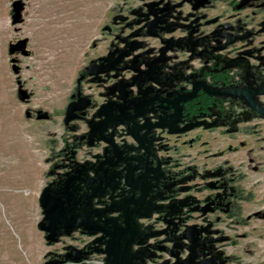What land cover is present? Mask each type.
<instances>
[{
	"label": "flooded vegetation",
	"instance_id": "af4514ba",
	"mask_svg": "<svg viewBox=\"0 0 264 264\" xmlns=\"http://www.w3.org/2000/svg\"><path fill=\"white\" fill-rule=\"evenodd\" d=\"M100 4H102L103 23L100 28L101 47L104 48V53L91 59L85 65L76 80L68 105L77 100V97L73 96L79 89L82 91V97L93 100L94 106H100L112 100L120 103L123 107L126 100V103H129L132 108H134V104H132L134 101L146 96L145 90L150 85H153L156 90H162L158 95L164 99L187 95L193 85L198 82H204L211 88L249 87L255 91L262 90L264 85V0H102ZM239 36H249V38L232 45L228 44ZM129 43H132L130 45L132 47L139 46L141 48L134 52L130 58H124L121 61L119 71L116 72L119 74L118 78H105L103 86L92 82L88 67L118 61L120 54L128 50ZM133 83L135 85H132ZM104 87L107 88L104 89ZM113 87L120 88V91L116 92V96L109 94ZM169 94L174 95L169 97ZM207 96L209 95L203 89H198L197 97L191 102L204 103ZM261 98L264 96L256 98L260 105H262ZM161 106L163 108H158L160 110L158 116L162 120H169L170 110L166 109L164 105ZM240 107L235 103H228L223 108L221 102H216L209 107L210 114L206 110H202L199 113L202 115L195 116L196 120L193 124L198 121H207L203 126H198V128L200 127L198 131H203L205 127H208V133L211 135L216 130L217 124L228 122L230 119L226 117H231L235 111H240ZM203 108L204 105L199 109ZM187 110L184 106L183 121L185 123L180 124V128H183L194 118ZM94 113L95 110L92 108L89 110L87 121H76L69 125L64 123L66 135L63 138V145L61 150L52 156L53 160L50 162L49 172L53 173V179L42 190L40 201L44 190L49 187L52 199L63 200L64 188L70 178L80 175L88 178L84 174V169L94 159L90 153H87L84 155V161H78L76 155L83 145H87L92 140L88 134L90 131L88 124L91 121H100L99 118L93 116ZM206 113L208 114L205 115ZM212 114L214 116L210 118ZM83 126H86L85 131H82ZM69 132H74V137ZM159 133L161 132L159 131ZM185 133L187 132L174 136ZM84 135L87 137L83 138ZM172 136L165 132L162 134L165 139L152 147L162 162L161 174L146 179L149 193L147 203L143 208L150 210L149 215L152 214V216L141 218L144 212L137 213V211L143 208H131V217L139 218L146 235L163 230L167 234L150 238L147 242H144L146 241L145 236L142 237L144 239L142 242V239L136 236L135 241L128 247L127 253H124L123 249L129 242V238H126L120 245L122 251L119 264H122L126 259L128 264L139 262V255L134 254L133 251L144 255L146 252L148 253V250L154 249L153 246L156 245L172 247L173 242L162 243L163 240L170 237L168 232L172 231L176 238L186 234L187 228H191L190 231L188 230L189 233L202 230V234L196 236L200 244L196 251L199 257L197 261L205 258L213 259V264H242L240 257L227 251L228 246L235 245V242L230 235L221 233L219 224L221 215L234 225L240 224L242 221L237 220L239 211L237 202L252 199V195L244 196L240 191L227 186L230 177L234 176V172H236L234 168L232 169V159H230L234 151L230 148L228 151L214 150L212 143L218 141V138H207L205 141L207 156H205V161L199 159L203 155L200 148L203 136L198 132V172L191 177L194 176L200 182H198L199 188H196L198 192L195 193L198 200L207 199L208 201L200 206L193 201H184L190 198L189 194H185L183 197L179 196L184 191V187L180 185L188 178L184 177L183 170L181 174L173 170L175 167L173 153L177 154L181 149L176 146L177 143L175 145L172 143L174 140ZM123 138L127 140L128 144L137 145L130 136ZM123 138L117 137V144ZM97 148H95L94 154L100 151ZM227 153L230 157H226ZM131 154H133V166L147 164L153 166L154 170L157 169V163L146 161L138 150L131 151ZM221 157L225 158V163H213L214 160ZM89 175L93 176L91 172ZM138 177L143 180V174ZM206 179L209 180L207 183L204 182ZM157 183L160 184L157 185ZM217 183L223 185V189L225 187L228 189L223 192L221 190L214 191L218 186ZM126 195L133 197L135 201H141L143 198L141 190H135ZM103 201H109L108 196L103 198ZM187 204H191L193 211L197 210L193 219L187 218L189 215L184 213V207ZM161 205H165L162 211L155 209ZM97 207L103 208V202ZM209 215H213L214 218L210 219ZM253 217L264 220V211L259 210L250 219ZM187 238L189 239L190 236ZM221 238H227V240L219 241ZM92 239V237L80 233L61 237L60 242H66L63 247L65 251L62 256L53 259V261L68 260L69 253L74 252V249L85 250L86 245ZM114 255L119 257L116 252ZM133 256H135L134 259L131 258ZM181 258L178 264H185L190 259L188 251L183 252ZM172 261L177 262L174 258ZM84 262L111 264L106 254L99 255L96 252L92 253L89 260ZM66 264H70V262L68 261Z\"/></svg>",
	"mask_w": 264,
	"mask_h": 264
},
{
	"label": "rangeland",
	"instance_id": "374dc122",
	"mask_svg": "<svg viewBox=\"0 0 264 264\" xmlns=\"http://www.w3.org/2000/svg\"><path fill=\"white\" fill-rule=\"evenodd\" d=\"M15 1L24 3L22 20L17 24L13 19ZM101 1H0V55L4 48V58L0 56V78L11 77L16 89L24 90L31 114L27 120L29 151L28 156L23 157L26 163L22 165L23 169L26 165L27 173L24 170L22 174L17 173L20 171L15 161L21 159L20 152L12 149L10 158L14 164L11 165V177L0 178V264H50L65 251L66 242H47L40 228L45 216L40 196L53 179V173L49 172L50 162L52 156L61 150L66 135L62 96L70 90L72 83H69L78 78L85 65L104 53L100 30L103 25ZM23 39L27 40V54L17 52L12 55L10 45ZM260 102L264 106V98ZM136 103L138 101L132 104ZM38 107L51 115L40 114L38 121L35 113ZM239 109L231 117L225 116L230 120L224 123H234V128L231 132L223 131L220 139L229 142L230 150L234 151L231 157L226 154L232 159L231 166L236 171L227 186L244 196L252 195V199L237 202L240 224L234 225L221 215L220 231L234 239L235 245L228 246L227 251L240 257L242 264H264V220L250 219L259 210L264 211V117L245 105ZM200 127L194 126L185 134L172 136V143H177L181 149L177 154L173 153V170L178 174L183 170L184 177L188 178L180 185L184 191L179 196L189 194L190 198L184 201L203 206L208 201L198 200L195 193L198 192L199 181L194 178L198 172L197 135ZM25 141L23 132H12L13 146L16 142ZM223 150L228 151L227 148ZM4 168L10 166L0 165V171ZM226 189L228 187L223 189V185L218 184L214 191ZM184 211L189 215L187 218L192 219L197 212L192 210L191 204L185 205ZM208 217L214 218L213 215ZM168 233L173 240L175 234L172 231Z\"/></svg>",
	"mask_w": 264,
	"mask_h": 264
},
{
	"label": "water",
	"instance_id": "95a60500",
	"mask_svg": "<svg viewBox=\"0 0 264 264\" xmlns=\"http://www.w3.org/2000/svg\"><path fill=\"white\" fill-rule=\"evenodd\" d=\"M14 10V24L22 20V11L24 10V3L22 1H15L13 4ZM250 36V35H249ZM249 36H239L228 44H235L242 42L249 38ZM132 43L128 44V50L120 54L118 61L114 63L93 65L88 67L92 82H97L103 86L104 79H117L119 74V64L124 58H130L134 52L141 47H132ZM27 40L23 39L17 43L10 45L11 54L22 52L27 54ZM16 62V59H13ZM14 64V63H13ZM15 67H17L15 65ZM139 71V70H137ZM114 74V75H113ZM132 85H135L133 83ZM107 87H104V89ZM198 89L209 96L214 97L221 102V105L226 106L228 103H235L238 106L245 105L258 116L264 117V106L260 105L256 98L264 96V85L262 90L255 91L249 87H221L211 88L204 82L195 83L187 95L177 96L174 99H164L158 94L162 90H156L153 85L146 88V96L138 98L132 108L129 103L123 107L116 101H108L100 106H94L91 98L82 97V91L79 89L74 98L76 101L71 102L66 110L64 119L65 125L76 121H87L89 110L94 108L93 116L99 118V122H90L88 126L90 131L88 134L92 140L87 144L91 149H99L96 154L90 153L93 162L85 167L84 174L88 178L81 175L70 178L64 188V199H52L50 196V187L45 189L41 197V206L44 210L45 218L41 224V230L46 234L47 242L59 243L61 237L72 235L73 233H80L81 235H88L93 239L86 245L85 250H76L68 254V260L52 261L50 264H88L84 262L89 260V256L96 252L106 254L108 261L111 264H119L120 253L123 240L129 238L128 244L124 247L123 252L127 253L128 247L135 241L136 236L140 237L142 241L147 242L150 238L159 237L167 234L165 230L146 235L143 225L140 224L139 218L131 217L132 207H142L147 203L149 189L147 187L146 179L155 177L161 174L162 162L158 156L153 145L165 138L162 134L167 132L169 135H177L182 132H188L194 126H201L207 121L195 122L196 117L193 118L183 128L180 124L183 121L184 104L193 101L197 97ZM120 91L119 87H113L109 94L116 96V92ZM164 92V91H163ZM21 97L28 98L24 94V90H20ZM156 94V95H154ZM174 94H169L171 97ZM102 96L104 94L102 93ZM170 110L171 114L168 116L169 120H162L158 116L160 111L158 108ZM156 106H158L156 108ZM82 112V115H80ZM213 114L210 118H213ZM193 124V125H189ZM227 125L226 123H223ZM228 125L233 126L234 123ZM119 128H122L121 130ZM208 128V127H207ZM159 131L161 133H159ZM161 134V136H160ZM124 136H130L137 144H128ZM87 136L84 135L83 138ZM117 137L123 138L117 144ZM139 151V154L145 157L146 161L157 163V169L147 164H132L131 151ZM106 166V168H105ZM90 172L93 174L90 177ZM143 174V180H140L138 175ZM73 183V184H72ZM72 184V186H70ZM160 183H157L159 185ZM135 190H141L142 200L135 201L133 197L126 194L132 193ZM92 192V193H91ZM108 196L109 201H103V198ZM104 204L103 208H98L97 205ZM165 205L157 206L155 209L161 211ZM171 209V208H170ZM143 211L141 218H149L150 210L143 208L137 211ZM175 213V212H173ZM187 228L186 234L180 235L173 240L170 237L162 241L173 242L172 247H165L161 245L153 246L154 249L148 250L146 254L139 255V264H178L182 259L183 252L188 251L190 259L185 264H213V259H200L196 254L197 248L200 246L197 237L202 234L201 231H190ZM190 236L188 239L187 237ZM143 237V238H142ZM227 238H221L219 241H226ZM151 246V245H150ZM134 247V246H133ZM71 249V248H69ZM115 252L119 257L115 256ZM209 254V253H208ZM132 259L135 256L131 257ZM172 258L177 262H173ZM126 259L122 264H128ZM173 262V263H172ZM130 263V264H137Z\"/></svg>",
	"mask_w": 264,
	"mask_h": 264
},
{
	"label": "crops",
	"instance_id": "0c3cea01",
	"mask_svg": "<svg viewBox=\"0 0 264 264\" xmlns=\"http://www.w3.org/2000/svg\"><path fill=\"white\" fill-rule=\"evenodd\" d=\"M1 1V0H0ZM10 48V47H9ZM104 49V48H103ZM10 50V49H9ZM1 58H4V48L1 49ZM4 65L5 62L3 61ZM6 66V65H5ZM14 70V66L12 67ZM76 78L69 84H71L70 90L64 94L63 102L61 106H63V111L65 113V109L68 105V101L70 99V96L72 92L74 91L75 85H76ZM68 89V88H67ZM66 89V90H67ZM61 98V97H60ZM28 103L29 99L27 98H22L20 91L16 89V85L14 80L10 78H0V165H3L4 167H9L10 168H4L0 171V178H7L11 177L12 173V168L11 165L14 163L11 160V155H12V149H15L20 152V157L18 161L16 160L15 163L18 166V169L20 172L17 173H23V170L25 173H27V168L25 165V168L23 169V164L24 160L23 157L28 156V136H29V123L27 120H29L30 117V109L28 108ZM35 113L37 114V120L40 121V114L42 115H47L50 116L51 114L48 111H45L43 109H40V107L35 109ZM79 124V123H78ZM216 130L212 132L211 135H209V130L208 128H205L203 131H198L200 135L203 136L202 138V149L203 155L202 158L201 156L199 159H202L205 161V156H207V153H205V141L207 138H219L218 141L212 143L213 144V149L214 150H220L223 151V149H229V142H226L220 139V133L223 131H233L232 126L230 125H225V124H217L215 126ZM232 128V129H230ZM86 130V126H83V130ZM23 132L24 135L26 136V141L25 142H16V144H12V132ZM71 135H75L74 132H69ZM74 137V136H73ZM2 140V141H1ZM27 143V145H26ZM3 145V146H2ZM199 147V146H198ZM91 152H95V149L89 148L87 145H83V147L77 152L76 159L78 161H84V155L89 154ZM199 156V152H198ZM226 160L225 158L221 157L213 161L214 164H223L225 163ZM26 163V162H25ZM75 245H77L75 243Z\"/></svg>",
	"mask_w": 264,
	"mask_h": 264
},
{
	"label": "trees",
	"instance_id": "16d2710c",
	"mask_svg": "<svg viewBox=\"0 0 264 264\" xmlns=\"http://www.w3.org/2000/svg\"><path fill=\"white\" fill-rule=\"evenodd\" d=\"M216 102H220L219 100H216L214 97L212 96H207V98L205 99L204 103L199 102H190L187 104H184V106H186V108L188 109L187 111L190 112L191 117H195V116H201L202 114H199L202 110H206V112H208L209 114L211 113V110L209 109L210 106L214 105ZM203 109H199L200 106H203ZM208 113H206L205 115H207Z\"/></svg>",
	"mask_w": 264,
	"mask_h": 264
},
{
	"label": "built area",
	"instance_id": "2783aa9c",
	"mask_svg": "<svg viewBox=\"0 0 264 264\" xmlns=\"http://www.w3.org/2000/svg\"><path fill=\"white\" fill-rule=\"evenodd\" d=\"M150 264H152V263H150Z\"/></svg>",
	"mask_w": 264,
	"mask_h": 264
},
{
	"label": "bare ground",
	"instance_id": "6f19581e",
	"mask_svg": "<svg viewBox=\"0 0 264 264\" xmlns=\"http://www.w3.org/2000/svg\"><path fill=\"white\" fill-rule=\"evenodd\" d=\"M2 141V140H1Z\"/></svg>",
	"mask_w": 264,
	"mask_h": 264
}]
</instances>
